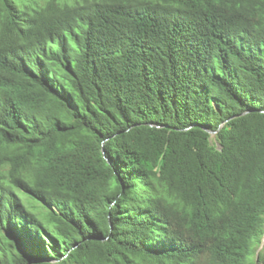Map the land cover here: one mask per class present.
<instances>
[{
    "label": "trees",
    "instance_id": "obj_1",
    "mask_svg": "<svg viewBox=\"0 0 264 264\" xmlns=\"http://www.w3.org/2000/svg\"><path fill=\"white\" fill-rule=\"evenodd\" d=\"M263 233L264 0H0V264H264Z\"/></svg>",
    "mask_w": 264,
    "mask_h": 264
},
{
    "label": "water",
    "instance_id": "obj_2",
    "mask_svg": "<svg viewBox=\"0 0 264 264\" xmlns=\"http://www.w3.org/2000/svg\"><path fill=\"white\" fill-rule=\"evenodd\" d=\"M207 131H208L211 135L214 134V131H209V130H207ZM263 244H264V233H263V235H262V239H261L260 245H259V247L257 248V251H256L257 257H258L259 251L261 250Z\"/></svg>",
    "mask_w": 264,
    "mask_h": 264
}]
</instances>
